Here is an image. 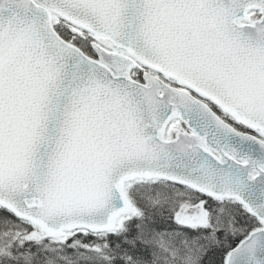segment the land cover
Returning <instances> with one entry per match:
<instances>
[{"label":"snow or ice","instance_id":"1","mask_svg":"<svg viewBox=\"0 0 264 264\" xmlns=\"http://www.w3.org/2000/svg\"><path fill=\"white\" fill-rule=\"evenodd\" d=\"M0 264H264V0H0Z\"/></svg>","mask_w":264,"mask_h":264}]
</instances>
